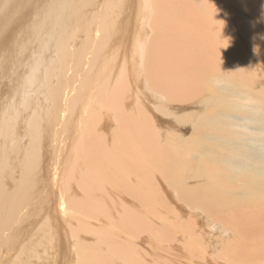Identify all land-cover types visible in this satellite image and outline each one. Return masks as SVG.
Instances as JSON below:
<instances>
[{
  "label": "bare ground",
  "instance_id": "obj_1",
  "mask_svg": "<svg viewBox=\"0 0 264 264\" xmlns=\"http://www.w3.org/2000/svg\"><path fill=\"white\" fill-rule=\"evenodd\" d=\"M31 1L24 3L30 5ZM18 3L22 0H0V234L40 189L45 179L41 157L48 132L57 125L58 139L64 129L59 127L62 119L68 126L64 114L70 115V109L75 114L81 107L75 96L81 93L84 105L75 126L81 134L74 146L71 144L75 166L70 163V169L76 170L74 177L86 198L74 200L73 190L67 187L66 198L60 200L62 215L76 212L87 221H96L99 244L106 243L110 258L120 257L126 264H139L135 248L139 244L130 240L141 231H152L155 219L160 225L153 240L164 244L168 229L174 236L183 231L190 258L198 259L194 261L204 254L194 238L198 220L210 224L206 238L221 227L220 241L227 239L229 244L221 259L224 264H253L264 259V90L251 80L256 72L264 77V0H35L29 11L26 6L17 7ZM236 9L243 14L230 21L229 14ZM134 11L136 23L131 25L126 16ZM129 31L131 68L114 66L115 57L104 67L105 54L113 53L116 41ZM252 61L261 64L251 70ZM85 64L88 68L82 69ZM78 77L79 88L75 86ZM247 92L263 100L262 110L250 106L242 114L251 116L233 118L235 122L225 117L220 119L222 126L210 127L235 130V142L210 136V143L218 141L223 154L229 156L216 159L210 149H184L194 145L195 137L207 141L209 136L201 131L210 126L207 109H247L238 97L233 103L238 93ZM134 96L137 104L130 108ZM142 100L150 101V112L143 109ZM190 108L194 111L189 112ZM151 113L169 118V130L177 134L163 140H173L176 151L184 156L177 153L172 157L173 153L159 144L162 137L155 136L154 124L168 123L155 120ZM107 118L114 123V132H106L112 134L111 139L101 130ZM186 129L190 133L184 136L181 130ZM203 155L209 159H201ZM210 163L223 167L208 168ZM159 178L165 185L159 181L157 188ZM188 178L199 185L188 186ZM163 185L169 190H165L166 196L175 195L176 205L160 199L157 190ZM167 204L177 215L189 214L180 226L183 230L176 228L177 220L170 223ZM209 211L216 213L214 219L208 216ZM77 229L83 232L85 227ZM127 237L128 242L121 245L120 239ZM82 262L98 264L89 251L82 254Z\"/></svg>",
  "mask_w": 264,
  "mask_h": 264
},
{
  "label": "rangeland",
  "instance_id": "obj_2",
  "mask_svg": "<svg viewBox=\"0 0 264 264\" xmlns=\"http://www.w3.org/2000/svg\"><path fill=\"white\" fill-rule=\"evenodd\" d=\"M130 1L131 0H129V2ZM30 5H27L26 3H24V0H22V4L18 3L17 7L21 6L20 7V9H21L23 6H26L27 11H29L30 8L35 6V0H32ZM8 6H6L4 8V10ZM226 7L227 6H225V9H226ZM94 11L98 12L99 10L97 9ZM232 12H233V14H229L231 16L230 21H232L233 16L239 17V16H242V14H243V12H241L239 9H236V11H232ZM1 13H2V11L0 12V24H1ZM126 17H127V21L129 23H131V25H132V23H136L135 19L137 17V11H134L133 15L130 14L129 16H126ZM15 18L17 19L19 17L16 16ZM143 21L144 20H143V14H142V18L139 22L140 25H141V23H143ZM241 24H243V23H240L238 25L241 26ZM139 27H142V26H139ZM131 32H132V29H131ZM142 32H144V31H142ZM128 33L130 34V31L127 33L125 32L119 38V41H116V42H119L118 44H116L117 46L115 45L116 47L113 45V42H111V40L109 41L110 46L112 44V46H114V48L112 49L113 53H111V50H110L109 52H107L105 54V55H108V57H106V59L103 62L104 67H106V66L108 67L111 59L115 57L117 59V63L114 66L119 68L120 66L129 65V67L127 66V68L128 69L131 68V64H132V60H133V58H132L133 57V47L131 49V39L129 38ZM147 37L150 38V34ZM120 40H126V41H121L122 42L121 43ZM123 45H125L126 47ZM127 51L129 52V54ZM124 54H125V57H124ZM109 55L110 56L113 55V56L110 57ZM130 58H131V60H129ZM252 62H251V64H252L251 70L255 69V67L257 68L261 64L260 62H257V61H252ZM106 63H108V65ZM86 66L88 68V64H85L82 67V69H86ZM247 69H248V67H247ZM112 75L115 77L114 72ZM254 76L255 77L252 76V79H251L252 81H254L253 84L256 85L257 88H259V89L263 88V90H264V77L262 75H260L259 72L254 73ZM135 77L136 76L134 75L133 79ZM3 81H6V80H3ZM78 81L75 82V86L79 88L81 85L80 77H78ZM82 95L83 94H81V93H80V95L79 94L75 95L76 98L78 99V100H76V102L78 101L77 105H81V107L84 105V103H82L83 101L81 100ZM69 97H71V95ZM237 97L240 98V102H242L243 104L246 105L247 109L239 110L238 108L229 109L227 107H225V108L224 107H222V108H213L212 107L209 110L207 109L205 112L206 113L208 112L206 114V116L208 118H206V119L208 120V123L210 125L209 129L208 128H201L202 130L201 129H199V130L202 131V135L207 134L209 137H208L206 142L205 141L200 142L199 138L195 137L196 140L193 139V141H195L194 145L190 144L187 147H185L184 149H187L186 151H189V150L192 151L191 149H194V151H196V150L201 151L204 149L206 151V149H210V150H212V152H211L212 157L216 158V159L225 155L226 152L224 151V154H223L222 148L218 147L219 142L217 141L218 143L217 142L214 143L215 147H213L214 145L210 143V140H211L210 138L213 135V136H216L217 138L223 137L222 139H224V140L226 138L227 141L229 140V141L235 142V141H237V137H234V136H237L234 133L235 130L229 129V127L227 128L228 129L227 130L226 126L224 127L225 128L224 131H223L224 128L222 129V127L220 128V130L219 129H217V130L212 129L211 130L210 127L222 126L224 121L221 122L220 119H223L225 117H229V119L232 118V121L231 120L230 121L233 122L234 120L236 121V120L240 119L239 117H242V115L247 116V117L251 116V115H249V116L244 115L245 113H247L249 111L248 109L250 106H256L257 109H260V110H262V108H263V105L261 104V101H263V100L261 98H259L257 95H255V93H253V94H252V92H250V93L247 92L246 94L238 93V95L233 99V103L237 100ZM133 98L135 101L133 103H131V105L129 106L130 108L134 107V105L137 104V96H136V98H135V96ZM138 102H140V101H138ZM141 104H142L143 109L145 111L147 110L146 112H150L152 110L151 109L152 106L150 105V101L147 100V102L144 101V103H143V100H142ZM81 107H79L78 110H76L77 114L76 113L74 114L72 109H70V111H72L69 113L70 115H68V113L64 114V119L68 120V126H66V124L64 125L65 122L62 119L63 123L61 125H59V127L64 128L65 130L61 129L59 131L58 139H57V136H55L56 135L55 133L58 129L57 125L50 128L48 135H47V138H46L47 140H45L46 141L45 142L46 147L44 148L45 151L43 152V155L41 157L43 159L42 163L44 164V165L42 164V168H43L42 169V176H43V178H45L44 182L43 181L41 182L42 185L40 186V189L37 191V194L32 197L31 203H29L28 205H25L22 208L23 210L21 209L20 213H18L16 218L13 220L10 227H8V229L4 233L0 234V264H16V263H18V264L19 263H21V264H83L82 254H85L87 251H89V253L91 254V256L93 258H96V260H98V264H121V263L126 264L123 259L121 261L120 257L114 258V259L110 258V247L107 246L106 243L99 244L100 243V237L98 236V234H96V232L97 231L100 232V226H97L96 221H93L92 219L87 221V219H84L85 216H84V218L82 217L83 215L79 216L81 214L74 212L72 209L71 210L74 212V214H71L72 216L66 215V214L62 215L63 212L61 209L62 206L60 207V205H61L60 200H62L63 197H64L63 199L66 198L67 192H65V191H67V187L70 188L69 189L70 191L73 190L72 192H70V191H68V192L71 193V195L74 197V200L86 198V196H84L85 193L83 192V190L80 187L78 188V179L74 177L76 175V174H74V173H76V170H74V171L71 170V169H73L72 167L75 166V165H73V161H72L73 159H71V156L73 155L72 150L74 149V148L72 149V145L74 146V144L77 142L76 140L78 139L77 137L79 136L78 133L81 134L80 128L75 127L76 125L78 126V123H76V118H78V116H79ZM192 109L193 108H190L188 111L189 112L194 111ZM224 113H226V116H222ZM242 113H244V114H242ZM153 114L151 113L150 115H152V117L155 120L159 118L162 121H165L166 123H168V125H167L168 127L166 126V124L160 125V126L154 124V128L157 129L156 131L154 130V128H152L153 132L155 131V133H154L155 136L162 137V142H160L159 144H161L166 149L168 148L167 150H170L173 153L172 157H177V156H174L177 153H178L177 155L179 156L180 152L176 151L175 142H173V140L172 141L170 140L167 143V142H165V140H163L168 135H169L168 137H171L172 133H173V135L177 134L176 133L177 131L176 132L174 130L172 131V129L169 130L170 120H167L169 118L162 117V115H160V114L158 115L157 113H156V115L155 114L153 115ZM60 117H61V115H60ZM233 118H234V120H233ZM113 124L114 123L107 118V122L104 124V127L101 129L102 131H104L103 133L107 134L106 132H108V133H112V131L114 132ZM177 129H179V128L178 127L175 128V130H177ZM205 129H208V130H205ZM54 130H56V131H54ZM164 130H165V132H164ZM203 130H205V132ZM229 130H230V132H229ZM67 131L69 133H67ZM215 131H217V132H215ZM221 131L223 132L222 134H220ZM226 131L229 132L230 134H233V136L230 135L229 133L226 134L227 133ZM181 133H183V134L186 133L188 135L190 133V131H188L187 129L185 131L181 130ZM111 135L112 134H110V135L107 134L106 137L108 136L109 139H111ZM184 136H185V134H184ZM72 137L74 139H72ZM57 142L58 143L62 142L61 143L62 145L60 143H59L60 144L59 145ZM66 142H67V144H66ZM69 142H70V144H68ZM196 142H198V143H196ZM191 145L194 148L190 147ZM57 146H59V147H57ZM210 146H212V147H210ZM67 147H69V148H67ZM170 148H172V149H170ZM70 149H71V151H70ZM56 153H58V154H56ZM184 154L185 153L183 152L182 154H180V156H184ZM221 154H223V155H221ZM56 155H57V157H56ZM225 156H229V155L226 154ZM207 157H209V156L203 155L200 158L201 159L206 158V160H207V159H209ZM202 162L205 163V160L204 161L202 160ZM66 164H68V165H66ZM211 164H213V166H211ZM207 166H208V164H207ZM56 167H58V168H56ZM214 167L219 169V168H222L223 166L218 165L217 163H210L208 166V168H214ZM63 168H66L67 170L63 169ZM47 170H48V172H47ZM70 170H71V172H70ZM45 171L47 173H45ZM66 172H67V174H66ZM48 173H50L49 175H52V176L49 177ZM65 174L67 176H65ZM222 174L224 175V173H222ZM58 175H59V177H58ZM156 175H158V174H156ZM60 176L63 178H61ZM63 180L65 183L63 182ZM187 180L188 181L186 183L188 186L194 187L196 185L195 180H193L191 178H188ZM60 181H61V183H59ZM159 181L165 185V182L159 178V180L157 181V185L155 184V186H157V188L160 187V185L158 186ZM50 182H51V184H50ZM71 184H75V186L71 185ZM164 185H163V188L161 187V188H159L160 190H157L158 193H160V199H162L164 203L167 200L171 201L173 203L175 201V195L173 193H171V194H168L166 196L165 190L167 191V193L169 192V190H168V188L164 189ZM197 185H199V184H197ZM57 186H58V188H57ZM57 189H58V192H57ZM63 189H65V190H63ZM53 194H54V196H53ZM81 194H82V196H81ZM174 204L176 205V202H174ZM32 206L34 208H39L40 210L39 209L38 210L33 209ZM165 206L167 208L168 213L172 214V216L171 215L168 216L163 212L166 216L171 218L170 223H172L174 220H177V221H174L176 225H179V227H176V228H179L178 230H183V228H181L180 226L188 219L189 214H187L186 212L181 210L180 211L181 214H183V212L186 214V215H184V217H182V216L176 214L178 212L173 210L172 205L167 204ZM59 209H60V211H58ZM55 211H56V213H55ZM215 214L216 213H214L213 211H211V212L209 211L208 216L211 217L212 219H214ZM62 218L63 219L65 218V220H63ZM68 225H70V226H68ZM151 225H152L151 226L152 231H149L148 229L143 231V232L141 231L140 234L137 235V238H135V239L133 238L132 240H130L133 243L138 242V244H139V246H135V248L138 249V254L136 255V257L138 259L137 263L139 262V264H196L198 262L197 264H199V263L200 264H209V263L210 264H220V263L224 264V262H223V260L225 258L224 255L226 254L225 251L227 249H229V244L226 245L228 243V242H226V241H228L227 239H226V241L224 239V243L220 241V240H222L221 234H220L221 227L218 226L216 228L217 231H215L218 234H220V236L217 233H215L214 234L215 236L213 235V237H211V238L210 237L206 238L207 228L210 227V224L208 223L207 220H198V222L195 224L198 227L195 228L194 238H197L198 243H200L201 249L202 250L204 249L202 251V253H204L203 254L204 258H203V256H201L200 261H194V260H198V259L190 258V253L188 252V247H186V245L188 244L189 241H188L187 237L185 238L184 234H181L183 231H178V234L174 236V234L170 235V230L168 229L166 236L164 235L165 239L168 241L164 244H161V243H158L157 241L153 240V238H154L153 236L157 233V231H159V229H157V231L154 233L155 228L160 225L159 222L155 219V221L153 220V222H151ZM83 226L85 227V230L82 229ZM203 226H206V227L203 228ZM45 227H47V230H48V234L46 236L43 233ZM77 228H81L85 232L87 230V232L86 233L84 231L82 232L80 229H77ZM90 229L92 230V232ZM49 235H51V237ZM27 239H29V240H27ZM207 239H208V241H207ZM50 240H51V242H50ZM128 240H129L128 237L126 239L121 238L120 244L125 245V243H127ZM205 241H206V245H205ZM210 241H212V242L210 243ZM202 242H204L203 243L204 245L202 244ZM207 243L212 247H210ZM128 245H129V243H128ZM222 246L224 248L223 249L224 252L221 250ZM206 247H207V249H206ZM43 252H44V255H43ZM49 258H51V259H49ZM103 258H106V259L103 261L102 260ZM216 258H217V260H216ZM57 259H59L60 261L58 260L56 263ZM66 259H69V260H66ZM213 259H215V260H213ZM221 259H223V260L221 261ZM187 262H189V263H187ZM253 264H264V259L259 258V260L255 261Z\"/></svg>",
  "mask_w": 264,
  "mask_h": 264
}]
</instances>
